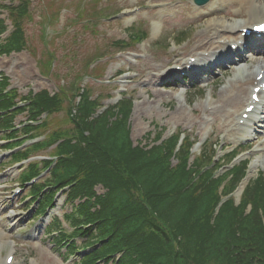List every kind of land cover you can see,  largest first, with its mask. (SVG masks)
<instances>
[{
  "label": "trees",
  "instance_id": "1",
  "mask_svg": "<svg viewBox=\"0 0 264 264\" xmlns=\"http://www.w3.org/2000/svg\"><path fill=\"white\" fill-rule=\"evenodd\" d=\"M20 45L14 35L11 48ZM69 90L80 96L76 105L68 90L60 89L29 97L28 108L35 118L61 110L68 101L72 128L54 130L47 138L46 145L63 139L56 148L53 176L75 182L72 191L88 198L96 184L103 185L107 192L95 201L101 220L97 237L107 236L113 249H124L120 264H264V174L251 182L238 205L230 199L215 214L219 180L206 183L207 175L199 176L200 167L187 169V146L174 152L176 137L147 148L133 145L126 100L117 111L108 109L94 117L99 103L90 89L80 93L73 82ZM46 125L44 121L40 127ZM159 138L158 134L155 140ZM172 157L177 160L174 165ZM237 178L223 192L230 191ZM248 204L251 211L246 214Z\"/></svg>",
  "mask_w": 264,
  "mask_h": 264
},
{
  "label": "rangeland",
  "instance_id": "2",
  "mask_svg": "<svg viewBox=\"0 0 264 264\" xmlns=\"http://www.w3.org/2000/svg\"><path fill=\"white\" fill-rule=\"evenodd\" d=\"M94 3V0L34 1L31 6V18L29 20L26 19L24 23L28 45L31 48L29 47L28 50H22L21 52L13 53L7 57H0V74L4 73L9 76L11 86L17 87V92H19V94L25 95L30 90L38 91L43 88H46L53 93L63 81L66 80L67 82L71 80V78L66 77L73 76L75 71L82 72L84 64L87 62L89 63L91 57L96 54L98 50H101L102 52H107L109 50L111 53H109L107 58L102 59L101 63L96 62L91 65V67L95 64L98 65L99 70L94 72L97 75L104 70L101 75L104 77L101 78L102 82L99 81L100 79L92 80V92L95 95L100 93V91L110 92L113 96L111 98H106L104 102L107 104H113L116 98L120 96L116 93L115 87L112 86V84H108V81L111 80L114 75H117V70L119 72V68L121 70H124L125 68L127 69V62H130L128 60L129 58L131 59V62L136 65V68L130 73H126V75L131 74L134 71L138 72L142 70L144 64L147 63V57L140 61H135L127 52L115 54V48L113 47L112 42L115 39H121L127 36L128 30H126V28L130 24L128 20L131 21L139 18L137 21L140 29L147 30V26L149 25L152 36L155 32L154 36L156 38L158 37V44L162 46L161 48H155L154 46L149 47L148 44L153 41L152 38H148L132 48L133 51L143 52L147 54L148 57L157 56V59H166L164 56L166 50L163 43H167V46L171 45L168 52L175 49L173 47L174 42L172 39L174 37L173 35L179 30L186 28V30L192 33L191 31L193 29L200 30L205 25V22H203L199 25H193V28H189L191 24H186L181 18L176 17L175 19H172V21H165L164 23L166 25L164 26L163 23H160L161 21L159 22L158 20H155L157 22H153L154 17H152V15L150 18L151 21L148 20L147 22V16H143L146 15L145 10L137 12L140 13L138 16L130 17L128 15L129 8L133 7L135 4H144L147 6L145 0H134L133 3L130 0H97L96 3ZM59 4L64 5L65 9L59 13L56 21L52 20L51 22V14L56 11V7ZM92 5L98 6V8L106 7L105 11L109 13H115L122 10L119 17L121 14L122 16L120 19H117L116 17H102L97 19L94 25L85 20L76 19L77 10L80 6L84 8ZM5 15L6 13H3L0 17H4ZM73 19L77 21L76 25L68 26L67 29H64L65 23L69 24ZM157 24L161 25L159 32L155 31V25ZM175 29L176 31H174ZM43 33L45 34V38L40 36ZM182 46H184V44ZM147 49H150V51ZM50 52L56 54V61L54 62L55 67L53 68L54 72L53 74L42 76L39 72V65L44 57H47ZM150 64L152 65V62ZM247 65H250V63ZM67 72L71 75L66 76ZM231 73L232 71L226 72L224 75L211 77L210 80L201 81L197 85L200 86L202 83L209 82L206 90H208V92L211 91L214 95L220 97V92L223 91L225 93L227 87L230 85L229 81L237 76L234 72L232 75ZM124 75L125 73L118 76L117 81L122 79ZM137 77L138 79L133 86L138 87V89L133 93L135 99L133 112L130 118L131 138L134 144L138 139L143 138L148 131H153V124L156 123V125L166 128L165 136L174 131L177 127L185 128V126L191 124V121L189 120L190 116L187 113H184L185 108L205 102L204 94H201L202 97L198 96L193 97V99H188V93H186L184 101L182 98L180 101H177L173 98L177 89L175 90L174 87H171L166 90V92L171 95V99L167 103V101H164V99L159 97V99L161 98L162 103V105H160V102L154 97L156 88L151 86L144 88L145 86L140 84L142 80V78H140L141 76ZM123 79H126V77ZM88 80V78H84L83 83ZM216 83L219 85L216 86ZM101 84L107 85L100 86ZM130 87L132 88V85H130ZM180 106L181 108L179 109ZM65 116L64 111L53 116L51 119V126L63 125ZM22 119L23 118L19 117L17 122ZM255 141L257 144L264 142V133H261L259 138H255ZM259 170H264V153L261 154ZM98 191L102 192V189L99 188ZM64 196L65 195L60 194L62 199H64ZM70 210L71 205L67 202L61 208V211L67 212ZM3 216L1 222H4L5 225L0 224V230L4 231V233H0V237L3 239L5 247L11 243L12 248V243L15 244L17 253L14 264H27L28 257L32 255L38 258L39 264H55L61 260L56 250L52 248L49 238L44 236L39 242H35L30 236H28V233L34 228L31 224H24L19 230H13L11 232L8 228L7 215L4 214Z\"/></svg>",
  "mask_w": 264,
  "mask_h": 264
},
{
  "label": "bare ground",
  "instance_id": "3",
  "mask_svg": "<svg viewBox=\"0 0 264 264\" xmlns=\"http://www.w3.org/2000/svg\"><path fill=\"white\" fill-rule=\"evenodd\" d=\"M239 1H240L241 4H247V5H249L250 10L252 11V13L255 14V15H259V18L264 16V4L263 3H258L260 6L259 7H256V5L254 4V1L255 0H239ZM252 5H254V8L253 9L251 7ZM257 19L258 18H254L253 20L256 21ZM212 25H215V27H217V25H220L222 28H225L226 30H230V32L233 35H236L237 34L236 26H231V29H230L229 27L223 26V23L222 22H215ZM243 25H245V20L241 24H239L237 27H246V26H243ZM207 27H209V25ZM215 29H217V28H215ZM255 38L256 37H254L253 39H255ZM254 58H256V57H254ZM259 67H263V65L262 66H259ZM245 71H248V69H244V70L241 69V72H245ZM167 74H170L171 75V72H169ZM248 77H249V81L250 82L254 81V78L252 77V75H249ZM159 79L160 78H158L157 80H159ZM157 80L154 79V81L158 82Z\"/></svg>",
  "mask_w": 264,
  "mask_h": 264
},
{
  "label": "snow or ice",
  "instance_id": "4",
  "mask_svg": "<svg viewBox=\"0 0 264 264\" xmlns=\"http://www.w3.org/2000/svg\"><path fill=\"white\" fill-rule=\"evenodd\" d=\"M261 27H264V25H261Z\"/></svg>",
  "mask_w": 264,
  "mask_h": 264
}]
</instances>
